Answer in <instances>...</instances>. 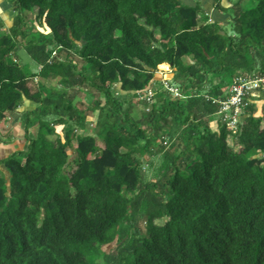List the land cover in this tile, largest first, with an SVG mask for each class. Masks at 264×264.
<instances>
[{"label": "trees", "instance_id": "trees-1", "mask_svg": "<svg viewBox=\"0 0 264 264\" xmlns=\"http://www.w3.org/2000/svg\"><path fill=\"white\" fill-rule=\"evenodd\" d=\"M6 1L0 125L35 105L21 113L24 147L0 157V264H264V114L251 101L236 131L220 116L211 125L213 97L238 74L264 76V0H212L231 33L200 1ZM157 67L174 69L181 95L154 86L135 117L130 96L147 102ZM12 138L0 128L1 143ZM156 141L149 178L139 153Z\"/></svg>", "mask_w": 264, "mask_h": 264}, {"label": "rangeland", "instance_id": "rangeland-1", "mask_svg": "<svg viewBox=\"0 0 264 264\" xmlns=\"http://www.w3.org/2000/svg\"><path fill=\"white\" fill-rule=\"evenodd\" d=\"M182 1H184L185 3L189 5H195L197 1H200L204 11L207 12V16L213 19H218L222 21L221 24H222L223 30L228 33H231L233 26L231 22V12L229 10L227 13L219 12L216 8H214L212 0H182ZM233 1L234 0H222V3L230 7ZM14 14L15 12L12 8V5L8 3L6 0H0V20L3 22V27H0V33L4 31V27H8L11 25ZM15 59H17V61H20L25 66L28 65V67L32 70L38 69L36 63L30 59V57L26 54V51L23 50V48L21 47L18 48V57H16ZM189 60H190V57H184L185 62H188ZM173 71L174 69L171 67L169 70H166L164 68L160 69L159 67H157L156 76L162 82V84L160 86L157 84L156 85L153 84L152 88L154 89V91H155L154 86L157 87L159 91L164 90L165 88L164 82L165 81L168 82V79L172 77ZM43 81L46 87L51 91L50 92L51 94L58 95L62 91V88L58 84L57 80L43 79ZM254 89H255V93H257V95L254 97L255 99L252 98L253 99L252 102L254 101V104L256 107L254 114L257 116L263 115L264 114V87L262 86V89L259 87H255ZM79 96H77V98L75 99L77 100L79 98H82L81 94ZM130 98L133 100L132 114L135 117L139 118L140 116H143L151 106L149 102L143 103L137 100V98H134L131 96ZM153 99L154 98H152L151 101H153ZM26 101L27 100H24L23 103L19 107H17L15 110L10 111L9 118L5 119L0 125V128L2 131H6L10 129L12 132V136H13V138L11 139V142L8 144H4V143L2 144L0 142V157L10 154L11 151L15 149H20L24 147L25 138L23 136L24 131L21 127V113L24 110L31 108L35 105V103L33 102H30V101L26 102ZM217 116L218 114L217 112H215L214 119L212 120V123H211L212 127H216L215 125H216ZM97 118H98L97 112H95L91 116H88L86 132L93 133L97 130V126H98V124L96 123ZM168 121L170 123L171 119L168 118ZM56 130L61 135V125H57ZM33 131H35V128H33ZM165 140L167 141V143L163 142V144L166 143L168 145L169 144L168 138L165 137ZM228 142L232 144V135L228 137ZM150 148H151L150 152L139 153L143 173H145L147 177L149 178L153 176V173L157 169V164L159 162V158L162 152L160 149V141H156L155 143L150 145ZM68 151L71 154L72 151L70 148L68 149ZM0 168L6 175H8L6 169L3 166H0ZM155 221L157 223H160L163 221V218L156 219ZM104 248H109V247L105 246Z\"/></svg>", "mask_w": 264, "mask_h": 264}, {"label": "built area", "instance_id": "built-area-1", "mask_svg": "<svg viewBox=\"0 0 264 264\" xmlns=\"http://www.w3.org/2000/svg\"><path fill=\"white\" fill-rule=\"evenodd\" d=\"M52 53L55 54V51ZM164 85L174 95H181L178 87L169 84L167 81L164 82ZM263 85L264 76L238 74L234 78L227 94L212 98V102L217 105L216 112L218 117L220 116L229 128L236 131L238 124L245 115L246 105L257 95L254 88H261ZM154 92V89L150 86L139 94V98L150 102Z\"/></svg>", "mask_w": 264, "mask_h": 264}, {"label": "crops", "instance_id": "crops-1", "mask_svg": "<svg viewBox=\"0 0 264 264\" xmlns=\"http://www.w3.org/2000/svg\"><path fill=\"white\" fill-rule=\"evenodd\" d=\"M3 144V143H2Z\"/></svg>", "mask_w": 264, "mask_h": 264}]
</instances>
